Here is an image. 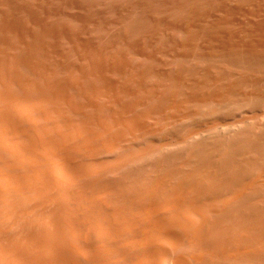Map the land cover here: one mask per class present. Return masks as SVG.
<instances>
[{
  "label": "bare ground",
  "instance_id": "6f19581e",
  "mask_svg": "<svg viewBox=\"0 0 264 264\" xmlns=\"http://www.w3.org/2000/svg\"><path fill=\"white\" fill-rule=\"evenodd\" d=\"M151 57L149 56L148 60L153 62L154 59H151ZM117 58H120V56L115 57L116 60ZM180 59L176 60L177 63ZM120 60L122 61V58ZM198 60L195 62L199 65L198 67H201L202 64H199ZM181 61L180 63L183 64L184 61ZM19 62L16 61V63ZM169 62L172 63L171 59ZM205 62L203 63L205 64ZM1 63L3 62L1 61ZM196 63H192V65ZM122 65L104 66L102 64L104 68L97 69L115 77L114 80L105 78L106 81H103L105 87L109 88L113 94L112 100L109 101L110 104L106 101L107 104H105L100 98L102 93L100 97H97L94 92H91L94 87L86 85L85 80H83V84L80 83V86L82 85V89L85 91L89 90L91 92L89 94L94 93V97H92L93 95L88 97L87 94L85 96L82 90L77 92L78 88L75 92L72 87L74 83L68 80H63L60 86L47 90L48 88L45 89L36 81L29 79L31 76L26 78L23 76L24 73L22 75L16 73L15 76L10 71L12 68L8 69L5 68V65L1 66L0 264H264V240L262 241L264 235L261 241L258 239L257 243L252 244L250 242L252 244L250 245V243H247L249 241L247 238H250L248 233V237L243 233L245 230H243V234H240L239 231V234H237L236 231V237H231L232 234H228L230 231H227L228 236L225 238L230 236V238H227L229 241L219 239L221 244H217V246H209L205 235L214 223V218L224 214L223 209L227 203L229 205V203L233 204L234 202L235 205L236 201L260 198L258 191L264 188V158L260 163L256 161L258 164L254 167H249L250 171L246 172V175L238 177V174L233 173V170H236L235 165L238 162L242 163V159L248 158H244V155L246 153L250 154L252 151H244V153H240L243 151H236L235 154L226 156L225 149L228 150L231 145L235 146V141L238 140L237 137H235L237 140L234 138L235 141L230 140L231 145L229 142L223 145L221 139L219 141L218 138V142L215 143L221 142L219 144L222 145L215 144L216 146L214 145L212 149L209 145L207 146L209 141L205 140L208 142L206 144L200 139L201 142H204V146H202V143L201 153L198 152L195 155H200L199 158L196 157L195 159L189 155H183L178 160L180 163L177 160V162L175 161L179 164H170L166 168L156 169L153 173L149 172L158 163H153L156 166L152 164L153 169H151V164H149L150 166L147 165V161L150 163L154 161L151 155L155 151L160 154L159 151L161 150L159 149L166 147L163 144L160 147V144L156 143L155 138L158 135H160L158 139L160 140L161 134L167 132V130L169 131L170 127H182L184 132L187 129L191 133L189 137L193 136L192 134H207V138L210 137L211 139H209L212 140L215 135L210 136L209 134L216 133L214 130L217 127H224L225 129L227 125L228 130V123L233 124V122L228 121L225 122L227 124L223 123L224 126H220L222 123L219 121L220 125L216 124L217 127L213 122L211 124L214 127L211 126L212 129H210V126H208L209 128L192 126L191 121L198 117L201 119L202 116L203 119L205 116L207 119L210 113H213V116L221 114V109L225 108L224 110H227L226 107L230 106L229 108H231L233 104H238L239 107L247 109V107H250L249 103L251 101H248V106L243 98L252 99L255 102L260 99L263 102L264 85H260L263 90L259 89L256 77H252L249 82L255 87H251L253 92L242 95L235 90L236 88L234 89V85L221 87L217 81L208 80L207 75L201 83L194 81L192 86L188 83L191 90L189 89L190 92L185 94L181 91V84H184L182 76L175 75L171 77L167 76L170 74L169 71H167V75L156 71L153 74L154 81L149 82L152 86H148L147 81L150 78L147 76L148 74L144 75L145 73L139 71L140 73L137 75L136 71L135 75L137 76H135V79L137 77L138 82L136 81L135 84L138 83V86L133 89L129 84L130 78L129 80L127 78L128 72L126 73ZM174 65L176 66V64ZM197 65L194 66L197 67ZM219 65L221 64L219 63ZM222 65L224 66V63ZM180 66L182 65L180 64ZM178 67H175V70ZM184 67L185 64L182 69ZM245 68L247 72L244 73L253 71L247 69V67ZM40 69L42 70V68ZM191 69L192 67L189 69L190 73L196 70ZM74 70L81 73L77 68H74ZM175 70L173 69V71ZM220 70L222 71V69ZM220 70L218 69V71ZM224 71V74L222 72L221 74L225 76L228 72L226 75L228 79L230 71L226 73ZM235 72L234 74H236ZM239 72H237L238 75L241 73ZM254 72L256 73V70ZM255 73L254 75H257ZM95 75L97 76L98 73ZM236 77L239 78L237 75ZM102 79H104V76ZM124 80L126 82H123ZM168 80H171L170 82L175 90L174 95L164 91V88L162 89L163 84H166V86L171 85ZM95 81L98 82L97 79ZM163 81L168 82L162 83ZM231 81L228 79L224 82L228 84L229 82L232 83ZM13 85H16V92L12 89ZM210 88L212 90L213 88H222L220 90L222 92L221 94L211 95L207 92ZM248 88L246 87V89ZM185 90L187 89L185 88ZM32 91V96L28 95L27 92L32 93ZM246 91L248 92V90ZM239 97L245 102L238 101V99H241ZM158 103L159 105L164 103L165 106L161 107ZM257 104H253L254 107L258 106ZM262 104L260 103L264 107V104ZM233 107L235 108V106ZM263 107L261 109H264ZM23 108L29 111L26 112L27 116L30 114L29 117L24 114ZM116 108L120 109L121 113H115L114 109L116 111ZM242 108H239V110L241 111ZM218 110H221L220 113ZM230 110L226 112L227 115L234 113L232 112L234 110ZM236 110L239 112L238 109ZM236 110L235 112H237ZM217 111L218 113H216ZM244 114L240 115L247 117ZM257 114L255 116L259 119L258 116H261V114L259 113L258 116ZM222 115L225 114L222 113ZM252 118L250 121L256 120ZM247 121L249 120H246V123ZM250 121L248 124L251 125L252 122L250 123ZM123 122H126V125L127 123L131 125L132 132H127L124 125L122 127ZM257 123L260 125L261 121ZM254 124L256 125V123ZM51 125L56 126H54V130L53 126L50 127ZM257 127H259L258 131L261 128L264 130V127L256 125ZM220 130L223 133V128H220ZM263 130L260 132L264 133ZM226 131H224V135ZM230 131L232 130H229V133ZM222 133L220 132L221 136ZM232 133L235 132L232 131ZM246 133H248V136L255 135L254 138L256 139L261 137L258 136V134L261 135L260 133H251L250 135L249 131ZM196 135L195 137H197ZM227 136V139L231 137ZM242 136L244 138L242 140L246 143L244 137L246 135ZM224 137H222V141ZM242 140L241 143H244ZM139 143H143V145L141 146ZM238 143L240 145V141ZM226 144L230 146L227 147ZM237 144L235 148L238 147ZM166 145L168 146V144ZM186 145L189 146L187 143ZM184 147H186L185 144ZM254 147L256 149V146ZM187 148L189 151L190 147ZM230 149H234V147L231 146ZM181 150L184 151L183 146ZM252 153L254 158L256 155L254 156V152ZM223 155L227 157V161H225L226 158L224 161L228 165L223 162L226 167L228 166L229 173L223 171V169L225 170V164H220L219 159L223 160L224 158H221L224 157ZM153 156H155V153ZM150 158H153V160H150ZM143 159H146V161L142 163L147 165V169L150 167L151 171H149L150 169L144 171L146 167L143 170L138 167L141 169L140 172H144L139 173L138 170L137 174L132 173L136 170L130 169L133 167L136 169L137 163L140 166L139 163ZM160 159L157 161L160 162ZM246 161L242 164L245 165V162L246 164L250 162L249 160ZM237 165L241 164L238 163ZM240 169L243 172L241 167ZM121 173L125 174L126 177L123 178ZM59 178L66 179V182H60ZM256 201L259 202V200ZM250 204L248 203L249 206L252 205ZM258 208L260 207L258 206ZM224 219L222 220L224 221ZM259 221L260 223L263 222V218ZM254 226H250V228ZM234 227L231 228L235 229ZM196 228L198 230H195ZM232 229L230 230L232 231ZM212 236L215 237L216 234ZM257 236H260V233ZM233 237L235 239L231 240ZM214 239L216 243L218 239ZM170 244H173V246L187 244L189 249L195 246L202 250L199 252L193 249V251H189L185 247V251L181 252L179 259H175Z\"/></svg>",
  "mask_w": 264,
  "mask_h": 264
},
{
  "label": "rangeland",
  "instance_id": "374dc122",
  "mask_svg": "<svg viewBox=\"0 0 264 264\" xmlns=\"http://www.w3.org/2000/svg\"><path fill=\"white\" fill-rule=\"evenodd\" d=\"M93 47L94 49L92 50ZM148 50L150 51L148 52ZM114 51L115 53L113 54ZM118 56H120V58H117L116 60L115 57H118ZM149 56H152L151 59L152 58L154 59L153 62L152 61L150 62L148 60ZM121 58H122V61L120 60ZM123 59L124 60L126 59L127 61L126 60L124 61ZM170 59L172 63L170 62L168 63ZM179 59L180 61L181 60L184 61V63L182 64L180 63V61L179 63H177L176 60H179ZM197 59H199L198 63L202 64L201 67H198L199 65H197V63L195 62ZM106 60L108 61V63ZM1 61L3 63H1ZM16 61L17 62L20 61L19 62L20 64L16 63ZM202 61L203 62L206 61L205 64ZM192 63H196V64L192 65ZM219 63L221 65H219ZM223 63H224V66L227 65L228 67L227 66L224 67L222 65ZM102 64L104 66L111 65V64H116V65L121 66L123 64L122 67L126 70V73L128 72L127 78L128 80L130 78L129 84L131 88L133 89L134 88L136 89L138 86V83L135 84V82L137 81L136 80L137 77L135 79V76H137L140 72H142L143 74L145 73L144 75L148 74L147 76H149L150 78L147 81V83L149 84L148 86H152L150 85V83L154 81L155 77H153V74L156 73V71L157 73H162L166 75L168 74L167 71H169L170 74L167 76H171V77H174L175 75L179 77L182 76L181 78L184 84H181V91L185 94H188V92H190L192 82L195 81V82L201 83L203 80L206 79V76L208 75V80L217 81L221 87L222 86L227 87L231 84V85H234V89L236 88L235 90H237L240 94L248 95L249 92L250 93L251 91L253 92V88L251 87H254V86L249 82V80L252 79V77L253 78L256 77V80L259 83V84L257 83L258 84L257 87L259 86V89L260 88L262 89L264 87V86L261 87L262 85H264V82H263L264 81V0H109V1L108 0H0V73L2 71L1 66L5 65V68H8V69L12 68V70L10 71L15 76H16V73H18L19 75H22L24 73L23 76L26 78H29L31 76L29 79L36 81L40 86H42L45 89L48 88L47 90L60 86L63 80H68L74 83L73 84L74 86L72 85V87L74 88L73 90H75V92L78 88L77 92L82 90L84 91L85 96L88 95V97L92 96L94 93L95 95H97V97H100V94L102 93L103 95L101 94L102 97L100 98L104 101L105 104H107L106 102L110 104L109 101L112 100L111 97L113 94L109 88L105 87L103 81H106L105 78L106 79L112 78L114 80L115 77L107 72L97 70V69H101V67L104 68ZM174 64H176V66ZM180 64L182 66H180ZM184 64L186 68L184 67L182 69ZM194 65H197V67H195ZM208 65L210 68L208 67ZM37 66L39 70L37 69ZM253 66H255L256 69L253 68ZM175 67H178L176 70L179 72L175 70ZM190 67H192L191 70H195V69L196 70L190 73L191 72L189 70ZM245 67L253 71H248V73H244V72H247ZM40 68H42V70ZM74 68L75 69L77 68L78 70H80L81 73L74 70ZM197 68H200V69H197ZM231 68H233L232 69L233 71L231 70ZM173 69L175 71H173ZM213 69H215V71H213ZM218 69L219 70L222 69V71L221 70L218 71ZM240 69L243 71V73ZM237 70L241 72V73L239 72L240 73L239 75L237 74L238 72ZM255 70H256V73L254 72ZM55 71L56 72L58 71V72L56 73ZM136 71H137V75H135ZM223 71L225 73L227 71H230L229 72L230 75L228 74L229 75L228 79L230 81L234 79L236 75L240 79L236 77L235 78L236 80L234 79L235 81L233 80L231 81L232 83L229 82L227 84V82L225 83L224 81H228L226 77L228 72L224 76ZM221 72L223 74H221ZM234 72L236 74H234ZM249 72H252V73H249ZM97 73L98 75L96 76L95 74ZM254 73L257 75H254ZM103 76H104V79H102ZM132 78H133V81H132ZM96 79L98 81L97 83L95 81ZM83 80H85L86 85L94 87L91 90V92H94L92 93V95L89 94L91 93L89 90H88L89 92L85 91L82 89V85L80 86V83L81 84L84 83ZM168 81L170 82L171 80H168ZM168 81H163L162 83H166ZM123 82H126V80H124ZM188 83L191 86L188 85ZM246 87L247 88L249 87V88L246 89ZM185 88L187 90H185ZM12 89H14L16 92V85H13ZM162 89L172 95L175 94V90L172 84L171 85L168 84L167 86L166 84H163ZM221 89L222 88H213L212 90V88H210L207 90V92L211 95L221 94L222 92L220 91ZM246 90H248V92ZM263 91H262V96H263ZM29 92H27L28 95L32 96L33 91L32 93H29ZM95 95H93L92 97H94ZM243 99L246 100L247 105L249 103L248 101H251L249 103L250 107H247L246 105L247 109L244 107L243 108L239 107L238 104L237 105L233 104V106H235V108L238 110L239 108H242V110L244 109V111L239 110L240 113L233 106H231V108L233 107L234 109L233 108L231 109L229 108L230 106H228L229 109L226 107L227 110H224L225 108L221 109L222 111L218 110L219 113L221 111V114H216V116L215 115L213 116V113H210L209 114L210 116L207 117L208 120L206 119V116L204 119L202 118L203 117L202 116L201 119L198 117L191 121L190 124L192 126H196V127L199 126V127H204V128H209L208 126L214 127V125L211 124L213 122H214L213 124H215V127H217L216 124L220 125V122L222 123V125L220 126H224L223 123L227 124L225 122L232 121L233 124L228 123V126H229L228 130L226 128L227 125L225 126V129L224 127H220V128H223V133L220 130V128L217 127L216 128L217 131L214 130L216 133H213L212 135L209 134L210 136L215 135L214 137H212L213 142L212 140H210L211 138L209 137V135L208 137L210 139L207 138L206 136L207 134L205 135L192 134L193 136L189 137L191 133L187 131V129H185V132H184V128L182 127H178V128L170 127L169 131L167 130L168 134L169 133L170 134L169 135L166 134L167 132L162 133L160 140H158L160 136L158 135L155 138L156 143L158 145L160 144L159 145L160 147L163 145H165L166 147L159 149L161 151L157 150L160 152V154L159 153L157 154V152L155 151L154 152L155 156H153L154 153L151 155L154 158V161L155 159L157 158L160 159L161 157L160 159L161 161L159 160L160 162L157 161L158 159L155 162L151 161L152 163L147 161L148 162L147 165L151 164L152 166L151 169L154 168L153 165L160 163L159 165L157 164V166L155 165L157 168L155 167L152 171L149 165L148 169H150L149 171H151L149 173H153L156 169H159V168H166V166L168 167L170 164H179L180 162L178 160H180V158L183 155H189L191 158H195V159L196 157L199 158L200 155L198 156H195V155H197L198 152L199 154L201 153L200 147L202 143H203L202 146H204V142H206L207 144L208 143L207 141H209L207 146L209 145V147L212 149V147H214L215 144L218 145L221 142L223 145L225 143L228 144V142L230 144V140L233 139L235 141L236 139L235 137H237L238 140L240 139L239 140L240 145H238L239 141L236 139L237 141L235 142L236 144L238 143L237 144L238 147L235 148L236 144L234 142L233 143L235 144V146L230 144L232 147H234V149H230L231 146L229 145L230 146L229 147L226 144V146L229 148L228 150L225 149L224 152L226 156L235 154L236 151L237 152L243 151L240 153H244V151L254 152V156L256 155L254 158L252 156L253 153L251 152L250 153L251 155L247 153L246 155H244V158L245 157H248V158L242 159L243 160L242 163H244V161L246 160L250 161L249 162L250 164L247 163L248 166H246L247 161L245 162V165H243L241 162H238L241 165H237L238 164L237 163L235 165L236 170L235 169L233 170V173L236 175L238 174V177H240V175L241 176L246 175L250 171V168L260 163L264 158V142H263L264 133L260 132L263 129L261 128L260 131H258L259 127L256 128V125L264 127L262 126L264 125V111H262L264 109H261L263 106L260 105V103L264 104V100H263L264 98L262 99L263 102H261L260 99H259L260 102L259 100L258 102H255L252 99H249V100L246 98H243ZM243 99L242 98L240 100L238 99V101L245 102ZM254 100H257V99H254ZM254 102L258 103L257 105L258 106L260 105V106L254 107L255 105ZM159 106L163 107L165 106V104L160 103ZM251 106L254 108H252ZM189 109L191 110L190 106H189ZM202 109L204 110V108ZM230 109L234 110L232 111L234 112L233 114L229 112L231 113L230 114L231 116L229 114L228 115L226 114V112L229 111ZM22 110L24 114H26V112H29L27 109H24V108ZM235 110L237 112H235ZM218 111L216 113H218ZM114 112L115 113L117 112L119 114L121 113V110L120 109L118 110V108H116V111L114 109ZM222 113H224L225 115H222ZM259 113L261 114V116L259 115ZM240 114L241 115L244 114L247 117L241 116ZM256 114L257 116L259 115L258 116L260 117L259 119L255 116ZM27 115L28 114H26V116ZM251 118L256 119L255 120L256 122L253 120L254 123H256V125L253 123V121H250ZM257 119L260 120L261 123ZM246 120H249L250 123L252 122L255 125V127L252 123L251 125L248 124L249 121H247L246 123ZM257 122H259L260 125H258ZM110 123H113V122H110ZM110 125L112 126V124ZM121 125L122 127L123 125L125 126V129H127L126 130L127 132H130V131L132 132L133 128L131 127L132 128L131 130L130 124L127 123L126 125V122H123ZM230 125H232L233 127L232 126L230 127ZM54 126L55 125H51L50 127H52L54 130L55 129ZM212 127L210 129H212ZM242 129L244 130L246 129V131ZM229 130L234 131L235 133H232V131H230V133L234 135L230 134ZM224 131H226L225 135H224ZM248 131H249V135L251 133H254V134L260 133L261 135L258 134V136H261V137L257 136L258 138L256 139L254 138L256 137L255 135L254 136L250 135L251 136V139H250L249 138L250 136H248V133H246ZM187 132L189 133L187 134ZM220 132L222 133V136ZM195 135L197 137H195ZM226 135H228L229 137L231 135L232 136L229 139H227ZM242 135H246L244 136L246 143L244 140H242L244 139L242 138L243 137ZM222 137H224L223 141H222ZM218 138H219V141L221 139V142L217 144L215 142H218ZM248 138L250 139L249 141L251 142L248 141ZM260 138L262 139V141H260L261 140ZM200 139L204 142H201ZM241 140L242 142L244 141V143H241ZM182 143H184L186 147H184V144L182 145ZM186 143L189 146H187ZM166 144H168V146ZM222 144H219V145H222ZM139 145L142 146L143 143L141 144L139 143ZM259 145L260 147H258ZM182 146H183L184 151L181 150ZM254 146H256V149H254L255 148ZM187 147H190L189 151ZM227 147H224V148H227ZM226 156L221 157V158H224L223 160L219 159L220 164H223V165L225 163L227 164V162H225L227 161ZM153 158H150V160H153ZM176 160L179 163H176L177 162ZM145 161L146 159L145 160L143 159L139 163L140 166H138V163H137V167L135 166L136 165L135 164L134 166L136 167V169L133 166H132L133 168L130 167L132 168L130 170H136V172L132 171V173L137 174L138 170H139V173H142L148 170L146 167L147 165H144ZM226 164L224 165L225 170L223 169L224 167L222 169L223 171H225V173L226 172L229 173L230 171H228V166L226 167ZM138 167H140L142 170L145 169V167L146 169L140 172L141 169H139ZM240 167L242 168L243 172L241 171ZM121 175L123 178L126 177L125 174L121 173ZM238 177H235V178H238ZM59 179H60V182L62 181V183L66 182V179L64 178H59ZM259 191H258V195L260 194L259 195L260 198L244 199V200L236 201L235 205H234V202L233 204L229 203V205L227 203L226 204L227 206L225 205L226 209L225 207L223 209L224 216L223 215H219L216 217L214 216L215 217L214 223L211 225V227H209V229L207 230L205 234L209 246H217V244L218 245L221 244L219 239L221 241L222 240L227 241L228 240L227 238H230V236L225 238L226 236H228V234H232L231 235L232 237V236H235L236 231H237V234L239 233L241 234L243 230L245 231L247 230L246 233L245 231L243 233L246 234V237H248V235L250 237V238H247V240L249 241L246 240L248 244L250 242L252 244H255L259 241L258 239H260L261 241L264 235V232H263L264 231V228H263L264 227V223H263L264 222V203H263L264 202V196H263L264 188L260 189ZM256 200H259V202H257ZM248 203L249 204L251 203L252 205L250 204L251 206H249ZM255 206L257 207L255 208ZM258 206L260 208H258ZM234 207H236L237 209L236 208L233 209ZM260 210L262 211L260 212ZM233 212L236 215H234ZM237 212L238 213L241 212V213L238 215ZM248 212L250 215L248 214ZM260 217L263 218V222L261 221V223L263 224H261L259 221V220H262V218ZM223 218H225L224 221L222 220ZM218 219L220 221L222 220L221 221L222 223L220 221H217ZM236 219L237 220L240 219L241 221H237ZM241 223H243L244 225H242ZM246 226L249 228L246 229L247 228ZM250 226H254V227L250 228ZM221 227H223L225 230L223 231V228ZM231 227H234L235 229H238L239 227L240 228L238 230H235V229H232ZM230 229H232L233 232ZM195 230H198V228H196ZM227 231H230V232L228 233ZM217 233H219V235L222 237L217 235ZM256 233L258 235L260 233V236H257L259 238L256 237L257 235ZM213 234H216L217 237L212 236ZM235 237L231 238V240L235 239ZM214 238H216V240L218 239L216 243L214 242L215 240ZM250 239L254 242H252ZM263 240H264V237L262 241ZM251 243L250 245H252ZM170 246H171L170 248L173 250V257L175 259L176 258L179 259V256H181V252L185 251L184 250L185 247H187L188 249L187 248L185 249L189 251L196 250V252H199L202 250L201 248H198L195 246L190 247L189 249V246H187V244H184V245L181 244L180 246L179 245L173 246V244L172 245L170 244ZM175 251H177L178 253ZM119 264H122V263H119Z\"/></svg>",
  "mask_w": 264,
  "mask_h": 264
}]
</instances>
